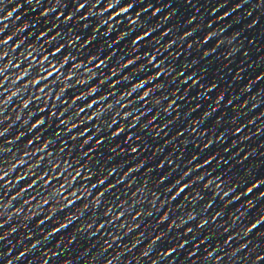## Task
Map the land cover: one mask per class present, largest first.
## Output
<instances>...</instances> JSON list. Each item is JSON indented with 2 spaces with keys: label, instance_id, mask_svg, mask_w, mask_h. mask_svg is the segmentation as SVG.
Returning a JSON list of instances; mask_svg holds the SVG:
<instances>
[{
  "label": "water",
  "instance_id": "water-1",
  "mask_svg": "<svg viewBox=\"0 0 264 264\" xmlns=\"http://www.w3.org/2000/svg\"><path fill=\"white\" fill-rule=\"evenodd\" d=\"M78 2L82 0H62L63 7H58L48 16H42L43 9L50 7L48 0H41L38 5H28L26 0H8L6 10L16 7L17 4L20 7L11 19L0 21V27L8 25L5 31L0 33V40L8 35L13 36L7 45H0V52L4 49L9 51V55L0 60V65L7 63L9 59H12L13 64L19 63L15 57H20L24 52L27 55L28 48H37L34 53L37 60H43L44 55L49 56L52 64L47 61L44 64L53 72V76L48 80L41 81L39 85H29L20 96L14 97L0 115V131L9 128L7 133L0 136V150H7L0 151V167L6 168L14 160L20 159L25 151L30 156L26 158L24 165H19L5 180H0V185L7 180L14 182L10 190L0 188V199L7 202L21 188H27V184H31L32 180L37 181L33 189L13 200L12 207L7 210L13 211L16 207L23 206L22 215L13 216L11 220H7L6 215H0V236L16 227L14 233L0 240V254L9 253L7 257L0 255V264H6V259L17 256L37 240L40 241L37 247L27 251L15 264H29L33 260L39 264V261L45 258L44 253L49 254L48 264H99L101 259L111 257H117L116 264H127L128 261L136 264L135 257L140 256L151 240L161 233H164L162 238L153 246L148 257L141 258L140 264H151V260L160 252L170 248H176V251L158 261V264H192L193 260L199 264L207 252L213 250V259L209 260L208 264H214L215 256L223 257L219 264H241L245 258L247 264H251L255 256L264 255V235H259L264 233V223L247 236L237 235L241 223L249 225L256 218L258 209L264 208V198L257 199L258 194L264 191V185H260L248 195H241L238 201L227 203L232 195L243 193L245 187L255 178L264 177V0H135L134 7L128 14L116 17L110 22L113 24L110 32L109 25H98L94 17L80 19L85 16L87 7L76 11ZM126 2L130 0H122V3ZM102 3L103 0L100 6ZM59 12L63 15L57 19ZM137 12L140 13L138 25H130L128 18L135 17ZM70 13L72 18L65 21V17ZM2 15L4 12H0V16ZM24 24L28 25L27 28L17 31L18 28H23ZM149 29L151 32L148 38L132 44L136 35H141ZM41 31L46 35L37 40L36 37H40ZM121 32L124 36L120 39ZM186 32L189 35L184 36ZM209 32L215 35L205 42L204 36ZM56 33L60 35L56 36ZM76 35L81 37L80 40L68 44L67 41ZM54 36L56 38L52 39ZM17 41H20L21 45L13 51ZM61 43H64L65 47L53 57L51 53H55V47ZM233 49L236 51L233 52ZM204 51H208L209 55L204 56ZM69 53L75 59L65 64L64 56ZM93 54L97 60L106 59L104 66L95 69L96 78L87 85H75L65 89L61 100H67V103L62 105L60 103L63 101L57 102L56 95L60 94V89L59 82L56 85L51 84L57 75L53 64L57 67L63 66L61 71L66 73L68 69L71 70V63H87L86 57ZM153 54L157 57L153 64L163 60L164 65L174 71L149 81L143 89L132 92L126 100L120 101L121 104L128 103V107L120 109L119 104H114V111H119L121 115L116 117L117 123L111 128L108 127V122L113 112L102 114L100 120L93 118L89 121L88 116H93L97 108L113 103L123 92L130 91L129 85L140 79L147 80L149 75L155 73L157 69L152 65H147L145 70H138L139 65L146 64V57ZM127 59H133V65L112 75V67H118ZM97 60H94L93 64L99 63ZM29 62L23 61L18 69L10 68L5 75H23ZM41 71L38 66L33 68V71L14 87L21 88L30 79L35 83L40 79V74L47 76V72ZM35 74L37 75L33 76ZM105 75L110 79L103 84L98 83ZM189 75H192L197 83H190L189 79H186ZM125 76H128L127 80L124 79ZM2 79L3 77H0V80ZM82 79H87V76ZM114 81L119 83H113ZM45 84L49 85L45 91L50 92L52 98L48 100V96L41 97L40 102L33 101L29 108L22 109V99L29 95H39V89ZM157 84L162 85L158 90ZM10 85L11 79L0 88V99L7 95L5 90L9 89ZM92 85H96L98 91L83 96L84 93L81 92L90 91L87 88ZM210 86L211 91L208 90ZM148 88L153 89L149 97L139 99L140 93ZM101 94H104L106 99L88 108L87 103H91L93 98L99 99ZM76 96L83 97L73 104ZM220 96L223 99L217 103V97ZM43 99L47 106L44 105ZM157 99L160 100L159 104L155 103ZM229 100L232 101L230 104ZM172 101H175L172 107L164 111ZM53 102H56L55 116L51 115ZM81 107L85 110L76 115ZM41 108H44L43 112L40 111ZM124 111L131 112L127 119L122 118ZM17 112L20 114L19 120H16ZM29 112L33 115L29 116ZM140 112L145 114L135 120ZM205 112L208 113L207 116L204 115ZM5 117L10 119L6 120ZM38 117L44 118V124L29 131V126ZM62 119L69 123L60 124ZM25 120L28 121L27 124L24 123ZM72 123L77 125L75 129ZM121 124L124 125V132L112 137L110 133ZM96 127H100L101 132L96 133ZM86 128L88 132L79 136ZM237 128L240 129L239 132L236 131ZM21 132V138L15 139ZM89 135L91 139L88 138ZM209 139L213 141L212 145L204 148ZM28 140L33 143L28 145ZM49 140L51 143L44 153L31 155L38 148L42 149ZM97 140L102 143L97 144ZM133 147L137 149L135 153L131 151ZM225 148L228 149L227 152L224 151ZM48 151H51L53 156L58 155L62 164L67 161L71 165L69 171L82 167L81 177H77L73 191L79 187L90 188L93 183H98V179H102L109 169L115 168V171L106 181V184H112L113 187L105 193L100 206L94 212L86 210L65 228L44 239L54 227H58L73 214L75 207H83L84 202L90 203L105 187L97 185L90 190L87 201H77L69 209H60L57 213L49 215L47 210L54 206V203L50 202L44 206L43 212L26 219L29 209L37 203L43 192L45 197L47 196L45 189L40 187L47 181L40 180L39 177L44 176V172H40L44 170L49 172L48 179H51V171L47 167ZM193 154L198 157L193 166L210 155H214L216 160L213 164L205 166V169L190 173L183 182L193 180L195 175L202 171L211 172L214 165L217 166V171L235 178L244 177L249 169L252 175L244 177L245 183L234 180L235 187L229 197L221 199L218 196L212 202V206L203 214L209 218V223L202 229L197 227L196 221L177 228L171 225V221L181 215L180 208L184 196L190 189L175 200L171 199V193H164L163 190L175 183V180L179 179L177 176L187 170L189 165L185 162ZM40 155H44L45 160L41 162L39 169L33 170L35 175L17 182L15 178L23 173L28 174V164L35 165L40 161ZM159 165L162 166L158 167ZM129 168L134 170L125 177L124 173ZM88 171H92L93 176L85 180V176L91 175ZM165 174V180L158 185L153 183ZM145 181L149 194L152 191L161 192L160 200L165 202L160 206L157 201L158 210L151 209L147 202L143 205L134 203V200L144 199L141 196L133 198L132 194ZM63 182V177L52 180L53 184ZM176 191L172 195H176ZM33 196L36 199L32 200L31 204H23L24 200ZM250 199L254 203L252 209L247 208V201ZM121 202L132 205L131 211L117 207ZM107 207H112L114 211L106 216L104 212ZM142 210H151L152 215H141L133 220L135 212ZM218 210L222 215L212 220L211 217ZM237 210L244 212L245 216L233 224V215L239 214ZM121 211H124V216L112 221L111 217ZM165 212L168 213V219L161 220ZM92 215H95V222L90 219ZM42 219L43 224L40 223ZM88 224L91 225L90 228L81 229L82 225ZM100 224H104V227L100 228ZM133 224L138 226L128 231ZM187 227H192L194 231L186 233ZM229 236H232V239L225 244ZM202 240L204 243H200ZM181 243L184 244L183 248L179 247ZM133 244L136 246L132 247ZM241 244L246 247L229 261L228 254ZM193 251L196 255L185 259ZM98 253L103 255L97 256ZM118 253L122 255L117 256ZM257 264H264V259L257 261Z\"/></svg>",
  "mask_w": 264,
  "mask_h": 264
},
{
  "label": "clouds",
  "instance_id": "clouds-1",
  "mask_svg": "<svg viewBox=\"0 0 264 264\" xmlns=\"http://www.w3.org/2000/svg\"><path fill=\"white\" fill-rule=\"evenodd\" d=\"M40 2H41V0H26V3L28 5H38V4H40ZM134 2H135V0H130V2H126V3H122V0H103L102 6H100L101 0H82V2H78L76 4V11L83 10L87 7V12L85 13V16L80 17V19H82V20L87 19L89 16L94 17L98 25H100V26H103L105 24L109 25L108 31L110 32L113 29V24H111L110 22L114 21L116 17H121L125 14H128L133 9ZM48 3L50 5V7H45L43 9V11L41 12L42 16H48L50 13L55 12L58 7L64 6L62 4V0H48ZM7 5H8V0H0V12H4V15L0 16V21H7V20L11 19L13 17V14L15 12H17L18 8L20 7V5L17 4L16 7H12L10 10H6ZM237 7H239V6H237ZM145 10H147V9H145ZM156 11L158 12L159 9H156ZM108 13H110V14H108ZM62 15H63L62 12L57 13L56 18L59 19L60 16H62ZM105 17H107V18H105ZM139 17H140V13L137 12L135 14V17H129L128 18V23L130 25H134V26L138 25ZM71 18H72V14L70 13L67 17H65V21H67ZM16 19H19V17H16ZM117 23H119V21H117ZM189 23H191V21H189ZM27 26H28L27 24H24V27L18 28L17 31H23L25 28H27ZM7 27H8L7 24H5L4 27H0V33H3ZM85 27H87V25H85ZM147 31L150 33L151 29H149ZM40 33H43V37L46 35V33L44 31H41ZM120 34H121L120 35V39H121V38H123L124 33L121 32ZM59 35H60V33H56V36H59ZM187 35H189V33H187V32L184 33V36H187ZM213 35H215V33L209 32L207 35L204 36V41L206 42ZM137 36L138 35H136L135 37H137ZM40 38H41V36L36 37L37 40H39ZM55 38L56 37L54 36L52 39H55ZM80 38H81L80 36L76 35V36L72 37V39L68 40L67 43L72 44L73 41H78V40H80ZM92 38H94V37H92ZM12 39H13V36L8 35L3 40H0V45H7L9 43V41H11ZM132 44L135 45V43H133V40H132ZM20 45H21V42L17 41V43L15 44V47H13L12 50L15 51L16 48L20 47ZM59 46H60V49H63L65 47L64 43L59 44ZM82 47H83V45H82ZM165 47H167V45H165ZM189 47H191V44H189ZM55 49H56V47H55ZM232 51L234 52L236 50L233 49ZM35 52H37V48H28L26 50L27 55H25V52H24V53H21L20 57L14 58L16 60H19V63L13 64L12 59H9V60H7V63H3L2 65H0V77H3V79L0 80V88L3 87V85L6 81L11 79V85H10L9 89L5 90L7 92V95H5V97L3 99H0V106H2V107H0V115L3 114V109L7 107V105L12 101V99L14 97L20 96L22 94V92L28 88L29 85L35 86L37 84H40L41 81L48 80L49 77L53 76L52 70L45 67V64H44L45 61H47L49 64H52V60L49 59V56L43 54L44 59L38 61L36 56L34 55ZM60 52H61V50L59 52H57V49H56V52L51 53V55L54 57V56H56V53H60ZM8 55H9V51L7 49H4L2 52H0V60H3L4 57H6ZM203 55L208 56L209 52L204 51ZM90 56L92 57V59H89ZM90 56L86 57L87 63H84V64H79L76 62L71 63L72 68H71V70L70 69L67 70V72H66L67 75H65L66 74L65 71H61V68L63 66L57 67L55 64H53V68L55 69V72L57 73V75L55 76V79L51 81V84L56 85L59 82L58 88L60 89V94L56 95V101L57 102L63 101V103H60L62 105L67 103V100H61V97L64 96V90L69 89V88H73L75 85H87L89 81L96 78L97 72L95 69H99V68H101V65L104 66L106 64V59H98L97 60V57L95 54L90 55ZM74 59H75V57H73L71 53H69L68 56H64L65 64H68L70 60H74ZM156 59H157V57L155 54L147 56L146 57V64L139 65L138 70H145L147 65H152L156 69L160 68L159 73H157L155 71V73L153 75L148 76L147 80L146 79H140L138 82H135V83L129 85L130 91L123 92L118 97L117 100H115L113 103L107 104L106 107L97 108V110L95 111L93 116H88V120L91 121L93 118L100 120L102 117V114H106L108 112H113L111 120L108 122V127L111 128L112 125L116 124L117 123L116 117L120 116L121 113L119 111H114V104H119L120 109H124V108L128 107V103L121 104L120 101L126 100L127 97L129 95H131L132 92H134L138 89H143L145 87V81L149 82L151 80H155L157 78H160L162 76V74L168 75L174 71L173 68L166 67L164 65L163 60H161L157 64H153V62L156 61ZM165 59H167V57H165ZM94 60L99 61V63L93 64ZM23 61H30L28 63V68L24 69L23 75H15L14 77H9L8 75H5V73L10 68H17L18 69L20 67V64L23 63ZM133 63H134V60L131 59V65H133ZM128 64H129V59H127L124 63L120 64L118 67L113 66L111 69L112 75H115L120 69L128 67ZM89 65H92V67H89ZM37 66L42 69L41 73L47 72V76L40 74V79L36 80L35 83H32V80L30 79L21 88L14 87L18 81L23 80L26 76L29 75V73H31L33 71V68H36ZM117 68H118V70H117ZM36 75L37 74H35L33 76H36ZM85 76H87V79H82ZM109 79H110V77L108 75H105L103 77V79L99 80L98 83L103 84L104 82H106ZM124 79L127 80L128 76H125ZM186 79H189V80L191 79L193 84L197 83V81L195 79H193L192 75L187 76ZM257 79H259V77ZM113 83H119V81H114ZM161 87H162L161 84L156 85L157 90L160 89ZM48 88H49V85L45 84L44 87H42L39 90L40 91L39 95H37V94L29 95L27 98L22 99L20 107L22 109H27L33 103V101H36L38 103V102H40L41 97H44V96H48V100L50 98H52L51 93L45 91ZM87 89H90V91L81 92V93H84L83 96L89 95L92 93H96L98 91L96 85L89 86ZM208 90L211 91V86L209 87ZM152 91H153L152 88H148L147 90L142 91L138 98L143 100L145 97H149V95ZM83 96H76V99L73 100L72 103L74 104L76 102V100L80 99ZM98 97H99V99H94V98L91 99L90 100L91 103H87V107L92 108V107H90V105H96L99 101H104L106 99V96L104 94H101ZM221 99H223L222 96L217 97V103ZM43 101H44V99H43ZM231 102H232L231 100L228 101L229 104ZM155 103L159 104L160 100L157 99L155 101ZM174 103H175V101H172V103H169L167 105V108L164 109V111H168V109H170L172 107V104H174ZM44 105L47 106V102L44 101ZM55 106H56V102H53V111L51 113V115H53V116L56 115ZM82 108L83 107L79 108V111L76 112V115H78L82 111ZM83 109L85 110V108H83ZM40 111H44V108H41ZM133 111H134V109H133ZM62 114L63 113H61V115ZM144 114H145L144 112H140L139 115L136 116L134 119L138 120L139 117L143 116ZM28 115L32 116L33 113L29 112ZM130 115H131L130 111H124L122 113V118L127 119ZM204 115L207 116L208 113L205 112ZM5 119L7 120L10 118L5 117ZM19 119H20V114H19V112H17L16 120H19ZM153 119H155V117H153ZM40 122L44 124L45 121H44L43 117H40ZM24 123L27 124L28 121L25 120ZM193 123H195V121H193ZM60 124H64V120H60ZM124 130H125L124 125L121 124L119 131L116 130L115 134H113V131H112L110 133V135L112 137L118 136L119 134L124 132ZM8 131H9V128H7V127L4 128L2 131H0V136L4 135ZM29 131H31V130L29 129ZM236 131L239 132L240 129L237 128ZM85 132H88L87 128L85 129ZM99 132H101V128L96 127V133H99ZM19 134H23V132H21ZM74 138L75 137H73V139ZM15 139H17V136L15 137ZM89 139H91V137H89ZM17 140H19V139H17ZM30 141L31 140H28V145L32 144ZM50 143H51V141L49 140L48 143L44 144V147L42 149L38 148L39 150L37 149V151L33 152L31 155H36L37 153H44L48 149ZM85 143H87V141H85ZM98 143H99V141H98ZM212 143H213V141L211 139H209L207 141V143L204 144V148H208L210 145H212ZM133 148L135 149V152H136L137 149L135 147H133ZM0 151H7V150H0ZM60 151L62 152L63 148H61ZM224 151L227 152L228 149L225 148ZM26 158H30L29 153L27 151H25L23 153V156H21L20 159L14 160V162L9 164L6 168L0 167V180H5V177L10 176L13 173V171L19 165H24L26 163ZM47 158H48L47 159V167L51 171V179H48L49 172L44 171V170L40 171V172H44V176L39 177L40 180H46L47 181L46 183L40 185V187H43L45 189V191L47 192V196L45 197V193L43 192V195H41V197L37 201V203L29 209V214L27 217H25L26 219H30L32 215H36L40 212H43L44 206L49 205L50 202H53L54 206L50 207L47 211H48L49 215H52V214L57 213L60 209H69L70 207L75 205L77 201H81L82 199L87 201L90 190L96 188L97 185H99L97 183H93L90 188H87V187L86 188H80L79 187V188H77L76 191H73L72 189L74 188V183L77 181V177H81L82 167L76 168L74 171H69V169L71 168V165L67 161H64L62 164L60 159H59V156L58 155L53 156V153L51 151L47 152ZM197 159H198L197 155L193 154L185 162L187 165H189V167L187 168V173H185V171H183L182 173H180L177 176V177H179L180 180L183 181L186 177H188L190 175V173H194L200 169H205V166L213 164V161L216 160V157L214 155H210L209 157L205 158L202 162L195 163L193 166V162L196 161ZM44 160H45V156L40 155V161H38L35 165H33L32 163L28 164L27 173L30 175L23 173L22 175H19L18 178H15V180L18 182L20 180L25 179L27 176L35 175L33 170L39 169L41 162H43ZM17 161H19V163H17ZM52 165H55V167L53 168ZM160 166H162V165H159L158 167H160ZM136 167L139 168V165H137ZM177 167H178V165H177ZM57 169H59V175H57ZM133 170H134L133 168H129L128 171L124 173V176L126 177L128 175V173L132 172ZM114 171H115V168L108 170L107 179L113 175ZM65 173H67V175H65ZM87 173H91V175L85 176L84 177L85 180H87L88 178L93 176L92 171H88ZM250 175H252L251 169H249L245 172L244 177H247ZM36 176H39V175H36ZM60 177H63V180H64L63 183H59V184H53L52 183L53 179L58 180V179H60ZM69 177L71 179H69ZM244 177L235 178L232 176H228L226 173H222V172L217 171L216 165H214L212 167L211 172L202 171L198 175H195L193 180H191L189 182H185V185L187 186L188 190L189 189L190 190L187 192V195L184 196V200L182 202V207L180 208L181 215H179L177 218H174L171 221V225L175 226L177 228H180V227L185 226L188 222L196 221L197 227L202 229L204 226H206L209 223V218L205 217L203 214L206 213L208 211V209L212 206V202L218 196L221 199L229 197V194L231 192H233L234 187H235L234 180L238 179L239 183H245ZM166 178H167V174H165L164 176H161L158 181H153V183L158 185L161 181L165 180ZM176 181H177V179L175 180V182ZM119 182L120 181H117V183H119ZM27 185H28L27 188H24V187L21 188L7 202H5L3 199H0V215H6L7 220H11L13 218V216H20L23 214V212H24L23 206L16 207L13 211H7V210L12 207V201L13 200H17L25 192L33 189V186L37 185V181L32 180V183L31 184L28 183ZM260 185H264V177L255 178L253 182H251L250 184H248L247 187H245L243 193H240L237 195H232L231 199H229L227 201V203L230 204L233 201L240 200L241 195H248V194L252 193L253 190L256 189L257 187H259ZM13 186H14V182L12 180H7V181H5L4 184L0 185V188L10 190V188ZM175 186H176V184L173 183L171 186H166L163 190L164 193H171V199L172 200H175L176 195H177V194L172 195L173 192L171 191V189H173ZM112 187H113V185L111 184L107 191H105L104 189L102 191H100L95 196V198L93 200H91L90 203L84 202L83 207H81V206L75 207L73 209V214L68 216L64 222L59 224L60 228H62V229L65 228L69 222L75 220L79 214H83L86 210H92L94 212L95 209L100 206L101 200L104 197L105 193H107ZM69 189H71V190L69 191ZM132 195H133V198H135L137 196H141L144 198V199H140V200H134V203H138L140 205H143L145 202H147L151 206V209H155V210H158L157 201H159L160 206H162L165 202L163 200H160L161 192L152 191L151 194H149V191L147 190V182L146 181L143 182L140 186H138ZM261 198H264V191H261L258 194L257 199H261ZM35 199H36V197H34V196L30 197L29 199L24 200L23 204L24 205L31 204L32 200H35ZM253 206H254L253 200H251V199L248 200L247 201V208L252 209ZM117 207L124 208L125 211H131V209H132V205H126V202H121L119 205H117ZM113 211H114V209L112 207H107L105 212H104V215L107 216L109 213H112ZM237 211L239 214L233 215V217H232L233 224H236L238 221H241V219L245 216L244 212H240L239 210H237ZM145 214L148 216H151L152 211L151 210H149L147 212H144L143 210L137 211V212H135V215L132 216V219L136 220L137 217H140L141 215H145ZM221 215H222V212L218 210L215 212V215H213L211 217V219L215 220L216 217H219ZM122 216H124V211H121V212L113 215L111 217V220L112 221L118 220ZM198 217H199V219H197ZM46 218L47 217H45V219ZM90 219L93 222H95V215L90 216ZM167 219H168V213L165 212L163 214V216L161 217V220H167ZM41 221H43V223H44L43 219ZM5 222H7V221H5ZM261 223H264V208L258 209V214H257L256 218L249 225H244L241 223L237 235L238 236H240V235L247 236L254 229H256L258 227V225H260ZM137 226L138 225L133 224L132 227L128 229V231H132V229L137 227ZM90 227H91L90 224L82 225L81 229L83 230V229H87ZM99 227L103 228L104 224H100ZM121 227H123V225H121ZM15 231H16V227L14 226L11 228L10 232L5 233L4 236H0V240H4L6 236L10 235L11 233H14ZM59 231L60 230L58 227H54L52 229V233L59 232ZM185 231H186V233H191L194 231V229L192 227H187L185 229ZM225 231H227V229H225ZM51 234L48 233L44 237V239H47L48 236H50ZM163 235H164V233H161V234L155 236L151 240V243H149L146 246V248L144 250H142L140 256L135 257L136 264H140V260L142 257H148L149 256L150 252L152 251L153 246L157 243V241H159L162 238ZM259 235H264V233H259ZM113 239H115V237H113ZM206 239H207V237H206ZM231 239H232V236H229L228 239L224 243L227 244L228 241ZM39 243H40V241L37 240L35 243H33L31 245L30 248H27L24 251L19 252V254L17 256H13L9 259H6V264H15V261H18L22 257H24L25 253L27 251H32L33 249H35ZM105 243L107 244V242H105ZM200 243H204V241L202 240V241H200ZM135 246H136L135 244L132 245V247H135ZM12 247H15V245H12ZM179 247L183 248L184 244L181 243L179 245ZM245 247H246L245 244H241L238 248L233 249V251L228 254V260L232 261L233 258L236 257L237 253ZM130 250L131 249H129V251ZM10 251H11V249H9V252ZM175 251H176V248H170L167 251L160 252L155 259L151 260V264H158V261L164 260L166 257L170 256ZM214 251L215 250L207 252V254L199 261V264H208V261L213 259ZM0 255L7 257L9 255V253H3ZM52 255H55V253H52ZM102 255H103L102 253L97 254V256H102ZM120 255H122V254H120V253L117 254V256H120ZM195 255H196L195 251L190 252L185 259H190L191 257H193ZM44 257H45L44 259L39 261V264H48L49 254L44 253ZM95 258L96 257H94V259ZM222 259H223L222 256H215L214 264H219V262ZM262 259H264V255H257L251 261V264H257V261L262 260ZM116 260H117V257L101 259L99 261V264H116ZM29 264H37V261L36 260L30 261ZM69 264H70V262H69ZM127 264H131V261H128ZM169 264H171V262H169ZM192 264H197V261L193 260ZM241 264H247V258H245V260L242 261Z\"/></svg>",
  "mask_w": 264,
  "mask_h": 264
},
{
  "label": "snow or ice",
  "instance_id": "snow-or-ice-1",
  "mask_svg": "<svg viewBox=\"0 0 264 264\" xmlns=\"http://www.w3.org/2000/svg\"><path fill=\"white\" fill-rule=\"evenodd\" d=\"M105 25H107V24H105ZM40 36L43 37V33H40ZM78 36H79V35H78ZM149 36H150V33H149L147 30H145L141 35H138L137 37H134V38H133V43L137 44L138 42L144 40L145 38H148ZM74 42H75V41H74ZM83 43H84V41H83ZM56 49H57V52H59V51L61 50L59 45L56 46ZM128 66H131V59H129V64H128ZM156 72L159 73V72H160V68H157ZM189 82L192 83V80L190 79ZM147 83H148V81H145V85H146ZM37 85H39V84H37ZM41 88H42V87H41ZM41 88H40V89H41ZM40 89H39V90H40ZM90 107H93V105H90ZM83 111H84V109L82 108V111H81V112H83ZM41 112H43V111H41ZM62 120H63V119H62ZM67 123H69V122L64 120V124H67ZM72 124H73V129H75V128L77 127V125H76L75 123H72ZM42 125H43V123L40 122V118L38 117L33 123H31V125L29 126V129H30V130H32V129H36V128L42 126ZM119 128H120V126L117 127V128L113 131V134H115V133H116V130L119 129ZM70 130H71V129H70ZM84 134H85V131H81V132L79 133V136H84ZM22 135H23V134H18V135H17V139H20ZM89 137H91V136L89 135ZM89 137H88V138H89ZM98 141H99V143H98ZM30 142L33 143L32 140H31ZM96 143H97V144H100V143H102V141L97 140ZM38 150H39V149H38ZM131 151H132L133 153H135V149H134V148H132ZM127 171H128V170H127ZM127 171H126V172H127ZM185 173H187V170H185ZM107 176H108V174H106L102 179H99V180H98V183H97V184H99V185L105 186V187L103 188L105 191H107V190L109 189L110 185H111V184H106ZM175 184H176V186H175L173 189H171V191L174 192V191H176L177 189H179V191H176V194H177V195H176V198L179 197V196H181L182 194H184L185 192L188 191V188H187V186L185 185V182H183L182 180L177 179V181L175 182ZM181 185H182V186H181ZM134 215H135V214H134ZM214 215H215V214H214ZM40 223L43 224V221H41ZM58 228H59V230L62 229V228H60V226H58ZM49 233L51 234V233H52V230H51Z\"/></svg>",
  "mask_w": 264,
  "mask_h": 264
}]
</instances>
